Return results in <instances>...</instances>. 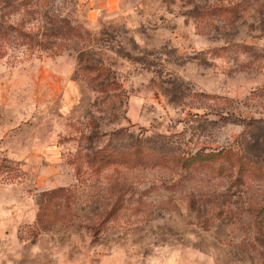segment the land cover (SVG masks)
<instances>
[{"label":"rangeland","instance_id":"rangeland-1","mask_svg":"<svg viewBox=\"0 0 264 264\" xmlns=\"http://www.w3.org/2000/svg\"><path fill=\"white\" fill-rule=\"evenodd\" d=\"M0 264H264V0H0Z\"/></svg>","mask_w":264,"mask_h":264},{"label":"trees","instance_id":"trees-1","mask_svg":"<svg viewBox=\"0 0 264 264\" xmlns=\"http://www.w3.org/2000/svg\"><path fill=\"white\" fill-rule=\"evenodd\" d=\"M214 155V154H211V156Z\"/></svg>","mask_w":264,"mask_h":264}]
</instances>
